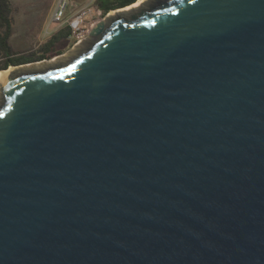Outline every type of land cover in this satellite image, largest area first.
Listing matches in <instances>:
<instances>
[{
  "label": "water",
  "instance_id": "95a60500",
  "mask_svg": "<svg viewBox=\"0 0 264 264\" xmlns=\"http://www.w3.org/2000/svg\"><path fill=\"white\" fill-rule=\"evenodd\" d=\"M90 37L0 81V264H264V0Z\"/></svg>",
  "mask_w": 264,
  "mask_h": 264
},
{
  "label": "rangeland",
  "instance_id": "374dc122",
  "mask_svg": "<svg viewBox=\"0 0 264 264\" xmlns=\"http://www.w3.org/2000/svg\"><path fill=\"white\" fill-rule=\"evenodd\" d=\"M10 2L12 4H15L16 6L17 10L15 12V17L17 19L22 18V22L17 25L18 31L16 32V35L12 38L13 46L15 48L22 49V51L25 52H30L37 49V47L40 44H42V40L44 38L46 37L49 38V35L46 34L45 30H47L46 29L47 20L51 16L53 6L55 4V0H10ZM82 3H84V1ZM110 11L103 14L102 15L103 18L105 17L106 14L110 13ZM24 15H26L25 19H24ZM93 19H95V17H93ZM19 35H21L22 38L19 37ZM32 36L36 37L35 38L36 42L35 43L32 42V46H30V44H27V39H29V37ZM91 38L92 37L89 36V39L86 42L81 43L79 45H74L73 38H71L70 36L64 37L55 46V48L58 49L60 53L45 59L46 61L56 59L54 61L49 62V64H59L61 62H65L66 60L78 54L82 49H84L85 46H87V44L89 43ZM14 67L15 68L13 70L18 69L16 68L17 66Z\"/></svg>",
  "mask_w": 264,
  "mask_h": 264
},
{
  "label": "trees",
  "instance_id": "16d2710c",
  "mask_svg": "<svg viewBox=\"0 0 264 264\" xmlns=\"http://www.w3.org/2000/svg\"><path fill=\"white\" fill-rule=\"evenodd\" d=\"M134 0H95L96 5L105 14L110 10ZM12 11L9 0H0V70L7 68L9 65L27 63L31 61L50 58L60 51L55 48L56 44L64 37L69 36L70 27L66 26L54 32L43 44L37 49L30 52H17L8 42L11 34L10 13Z\"/></svg>",
  "mask_w": 264,
  "mask_h": 264
},
{
  "label": "built area",
  "instance_id": "2783aa9c",
  "mask_svg": "<svg viewBox=\"0 0 264 264\" xmlns=\"http://www.w3.org/2000/svg\"><path fill=\"white\" fill-rule=\"evenodd\" d=\"M94 2L95 0H86L83 4H79L73 0H55L46 25V34L69 26V36L73 38L74 45L86 42L89 39L92 25L103 19L101 9Z\"/></svg>",
  "mask_w": 264,
  "mask_h": 264
},
{
  "label": "crops",
  "instance_id": "0c3cea01",
  "mask_svg": "<svg viewBox=\"0 0 264 264\" xmlns=\"http://www.w3.org/2000/svg\"><path fill=\"white\" fill-rule=\"evenodd\" d=\"M10 1V0H9ZM85 2V0H73V2H77V3H79V4H83L82 2ZM10 5H11V8H12V11H11V13H10V21H11V34H10V36H9V38H8V42H9V44L11 45V47L15 50V51H17V52H25V51H22V49H18V48H15L14 46H13V44H12V38L16 35V32L18 31V27H17V25L18 24H20L21 22H22V18H16L15 17V12H16V6H15V4H12L11 2H10ZM25 17H26V15H24V19H25ZM49 20V19H48ZM48 20H47V22H48ZM45 23H46V21H45ZM44 23V24H45ZM54 33V32H53ZM53 33H50V34H48L49 35V37L53 34ZM19 37H21V35H19ZM22 38V37H21ZM35 38L36 37H29V39H27V44H30V46H32V42L33 43H35L36 42V40H35ZM48 39V37H46V38H44L43 40H42V44L46 41Z\"/></svg>",
  "mask_w": 264,
  "mask_h": 264
},
{
  "label": "bare ground",
  "instance_id": "6f19581e",
  "mask_svg": "<svg viewBox=\"0 0 264 264\" xmlns=\"http://www.w3.org/2000/svg\"><path fill=\"white\" fill-rule=\"evenodd\" d=\"M144 0H137V1H135V2H133V3H131V4H129V5H126L125 7H121V8H119V9H115V10H112V11H110V13H108L110 16L111 15H115V13L116 12H128V11H131V10H133V9H135V8H138V7H140L141 6V4H142V2H143ZM54 60H56V59H52V60H49V61H45V62H42V63H33L32 65H29L30 67H39V66H41V65H43L44 64V66H51V65H56V64H49V62H51V61H54ZM67 61V60H66ZM65 61V62H66ZM48 62V63H47ZM23 66V65H22ZM21 66V67H22ZM24 67H27V66H25L24 65ZM15 67L14 66H10L9 68H5L4 70H1L0 71V81L2 80V78L5 76V75H7L8 73L10 74V73H12L14 70ZM16 68H20V66H17Z\"/></svg>",
  "mask_w": 264,
  "mask_h": 264
},
{
  "label": "flooded vegetation",
  "instance_id": "af4514ba",
  "mask_svg": "<svg viewBox=\"0 0 264 264\" xmlns=\"http://www.w3.org/2000/svg\"><path fill=\"white\" fill-rule=\"evenodd\" d=\"M131 2H133V1H131ZM131 2L124 3L123 5H119V6H118V7H116V8H119V7L125 6V5H127V4H129V3H131ZM114 9H115V8H114Z\"/></svg>",
  "mask_w": 264,
  "mask_h": 264
}]
</instances>
